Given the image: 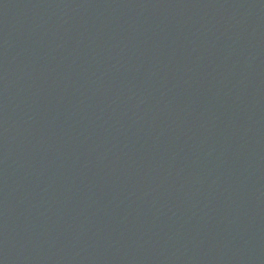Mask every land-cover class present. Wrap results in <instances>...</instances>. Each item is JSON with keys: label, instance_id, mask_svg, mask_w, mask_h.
I'll use <instances>...</instances> for the list:
<instances>
[{"label": "water", "instance_id": "1", "mask_svg": "<svg viewBox=\"0 0 264 264\" xmlns=\"http://www.w3.org/2000/svg\"><path fill=\"white\" fill-rule=\"evenodd\" d=\"M0 264H264V0H0Z\"/></svg>", "mask_w": 264, "mask_h": 264}]
</instances>
